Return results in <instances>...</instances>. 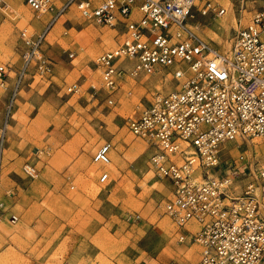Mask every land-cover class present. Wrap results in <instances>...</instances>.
Segmentation results:
<instances>
[{
  "label": "rangeland",
  "instance_id": "1",
  "mask_svg": "<svg viewBox=\"0 0 264 264\" xmlns=\"http://www.w3.org/2000/svg\"><path fill=\"white\" fill-rule=\"evenodd\" d=\"M3 1L8 8L0 7V64L11 67V77L7 88L0 86V147L11 87L27 51L21 32H40L47 21L26 0ZM215 1L228 14L199 17L194 25L203 38L227 49L241 22L249 20L250 8L241 16L243 0ZM119 40L111 28L70 11L43 46L54 76L41 78L35 61L28 68L3 143L2 195L20 220L10 224L7 215L5 225L0 223V264H201L199 247L180 243L163 214L171 183L155 176L150 148L126 125L138 105L175 84L166 72L127 78L115 95L116 104L108 106L94 61ZM74 83L84 90L67 93ZM106 142L114 145L111 180L100 183L103 166L93 157ZM236 145L224 162L237 158L240 149L247 156L242 165L247 174L241 179L248 177L250 164L257 174L264 161V138H252L239 149ZM27 165L36 167L35 178L25 173ZM247 179L238 183L243 186ZM128 214L142 219L128 222Z\"/></svg>",
  "mask_w": 264,
  "mask_h": 264
},
{
  "label": "built area",
  "instance_id": "2",
  "mask_svg": "<svg viewBox=\"0 0 264 264\" xmlns=\"http://www.w3.org/2000/svg\"><path fill=\"white\" fill-rule=\"evenodd\" d=\"M248 1L252 6L243 0L240 13L250 8L249 20L241 22L226 49L203 38L194 25L199 17L228 14L215 0H26L47 21L40 32H21L27 51L1 129L0 220L8 213L12 224L20 220L2 195L1 166L22 82L33 61L41 78L54 76L43 46L60 20L74 11L120 37L94 61L108 106L116 104L115 95L127 78L166 72L175 84L138 105L126 125L150 148L155 176L171 183V196L162 208L178 241L197 245L201 264H264V161L257 174L250 164L248 177L241 179L247 174L242 169L247 156L239 149L252 138H264V0ZM4 6L8 8L0 0ZM10 71L0 64L2 88L9 85ZM90 88L97 91L92 83ZM66 90L77 94L84 89L74 83ZM232 144H237L239 155L224 162ZM113 152L114 145L106 142L94 154L93 161L103 166L100 183L111 180ZM25 173L35 178L36 167L27 165ZM247 178L251 180L243 186L238 183ZM141 219L140 214L127 216L128 222Z\"/></svg>",
  "mask_w": 264,
  "mask_h": 264
},
{
  "label": "crops",
  "instance_id": "3",
  "mask_svg": "<svg viewBox=\"0 0 264 264\" xmlns=\"http://www.w3.org/2000/svg\"><path fill=\"white\" fill-rule=\"evenodd\" d=\"M169 182H170V181H169ZM12 212H15V211L12 210ZM15 213H16V212H15ZM7 215H9V217H8V219H7L8 222H9L10 224H12V223L10 222V219H9V218H10V213H8V214H6L5 216H3L2 219L0 220L1 225H2V224L5 225V223H6V222H5V220H6L5 218H6ZM6 226H7V225H6Z\"/></svg>",
  "mask_w": 264,
  "mask_h": 264
},
{
  "label": "bare ground",
  "instance_id": "4",
  "mask_svg": "<svg viewBox=\"0 0 264 264\" xmlns=\"http://www.w3.org/2000/svg\"><path fill=\"white\" fill-rule=\"evenodd\" d=\"M120 150H122V149H120ZM112 168L114 169V167L112 166ZM3 230V229H2ZM4 231V230H3ZM5 232V231H4Z\"/></svg>",
  "mask_w": 264,
  "mask_h": 264
}]
</instances>
